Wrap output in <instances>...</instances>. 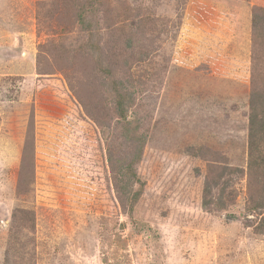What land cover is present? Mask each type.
<instances>
[{
    "label": "rangeland",
    "instance_id": "obj_1",
    "mask_svg": "<svg viewBox=\"0 0 264 264\" xmlns=\"http://www.w3.org/2000/svg\"><path fill=\"white\" fill-rule=\"evenodd\" d=\"M253 8L0 0V264H264L247 210ZM209 167L223 210L202 206Z\"/></svg>",
    "mask_w": 264,
    "mask_h": 264
},
{
    "label": "trees",
    "instance_id": "obj_2",
    "mask_svg": "<svg viewBox=\"0 0 264 264\" xmlns=\"http://www.w3.org/2000/svg\"><path fill=\"white\" fill-rule=\"evenodd\" d=\"M83 8L78 12L80 20ZM82 22V20H80ZM251 48L252 61L250 68V93L248 99V159L247 168L250 172L248 182L257 189V200L251 201L247 210L255 216L256 230L258 234H264V150H261L264 143V9L253 8L251 14ZM257 58V59H256ZM123 95V93H120ZM115 101H117L115 99ZM119 106L118 102L117 105ZM218 168L209 167L203 183L202 206L208 209L211 205L216 209L223 210L227 204L233 201L229 183L224 179L225 173H219ZM226 171V168L224 169ZM216 190V199L213 202L212 190ZM225 195V196H224ZM254 195V197H255ZM224 196V198H223ZM251 196V198H254Z\"/></svg>",
    "mask_w": 264,
    "mask_h": 264
}]
</instances>
